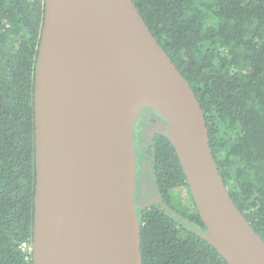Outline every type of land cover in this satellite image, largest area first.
Wrapping results in <instances>:
<instances>
[{"label": "water", "instance_id": "obj_1", "mask_svg": "<svg viewBox=\"0 0 264 264\" xmlns=\"http://www.w3.org/2000/svg\"><path fill=\"white\" fill-rule=\"evenodd\" d=\"M165 118L205 238L227 264H264V241L225 187L204 113L132 0H44L34 71L32 264H141L133 124Z\"/></svg>", "mask_w": 264, "mask_h": 264}, {"label": "trees", "instance_id": "obj_2", "mask_svg": "<svg viewBox=\"0 0 264 264\" xmlns=\"http://www.w3.org/2000/svg\"><path fill=\"white\" fill-rule=\"evenodd\" d=\"M132 1L193 90L221 179L264 241V0ZM43 16L44 0H0V264H32L21 246L31 244L34 219L33 93ZM164 122L149 107L133 133L140 158L148 153L158 199L136 210L141 264H227L204 237L193 200L192 211L179 206L176 191H190Z\"/></svg>", "mask_w": 264, "mask_h": 264}, {"label": "rangeland", "instance_id": "obj_3", "mask_svg": "<svg viewBox=\"0 0 264 264\" xmlns=\"http://www.w3.org/2000/svg\"><path fill=\"white\" fill-rule=\"evenodd\" d=\"M148 108H149L148 105H141L136 110V115H135L134 124H133V130L137 126L136 122H137L139 114H141L144 111H147ZM151 137H152V133L150 132L148 134V138H151ZM134 145H135V143H134ZM148 160L149 159H148V156H147L146 159L144 160L142 166H141L140 165L141 164V159H137L136 158V150H135V169L136 168H138V169L140 168L141 169V167H143V169H146L147 167L149 168ZM143 174H144V176H143V179L141 181V183H142L141 185L144 188V193H143V195L141 197L142 199L138 202V205L140 207L143 206V204H150V203L157 202V198H156V196L154 194L153 189L151 188V186H152L151 183L152 182L150 180V177L148 176L149 174L147 172L146 173L144 172ZM134 187H135V184H134ZM176 195H177V198H178V203H179L180 208H185V210H187V211H192L193 210L194 207L191 205L192 197H191V195L189 194V192L187 191L186 188L178 189L176 191ZM134 204H135V210H137V204L135 203V199H134Z\"/></svg>", "mask_w": 264, "mask_h": 264}, {"label": "flooded vegetation", "instance_id": "obj_4", "mask_svg": "<svg viewBox=\"0 0 264 264\" xmlns=\"http://www.w3.org/2000/svg\"><path fill=\"white\" fill-rule=\"evenodd\" d=\"M163 128H165V122H164V125L162 126ZM136 128L137 129H140V126L139 125H137L136 126ZM133 131H135V129L133 130ZM159 131V129H158V127L157 126H155V127H153V128H149V130L148 131H146V135H147V138H148V134L151 132L152 133V137L151 138H148L149 140H151L152 138H153V135L156 133V132H158ZM134 133V132H133ZM136 145H137V141H136V143H135ZM140 149V148H139ZM135 150H136V158L137 159H141V166H142V164H143V162H144V160L146 159V157L148 156V153H147V151H145L144 153H143V157H141L140 158V156H141V154L139 155V151H138V148L137 147H135ZM144 159V160H143ZM147 170H149L148 172H147ZM151 170H150V167L148 168H146V169H143V167H141V169L139 168H136L135 169V187H134V199H135V203L137 204V210L138 209H140V208H145V207H147L149 204H143V206H139L138 205V202L142 199L141 197H142V195H143V193H144V188H143V186L141 185L142 183H141V181H142V179H143V176H144V172L146 173H151L150 172ZM151 180V179H150ZM152 182V181H151ZM152 184V186H151V188L153 189V191H154V194H155V196H156V198H157V195H156V193H155V190H154V186H153V183H151ZM140 198V199H139ZM157 202H158V199H157ZM157 202H154V203H157ZM150 204H152V203H150Z\"/></svg>", "mask_w": 264, "mask_h": 264}, {"label": "bare ground", "instance_id": "obj_5", "mask_svg": "<svg viewBox=\"0 0 264 264\" xmlns=\"http://www.w3.org/2000/svg\"><path fill=\"white\" fill-rule=\"evenodd\" d=\"M127 100L130 107H138L147 101V97L145 96V93L140 89L131 87L127 91Z\"/></svg>", "mask_w": 264, "mask_h": 264}, {"label": "built area", "instance_id": "obj_6", "mask_svg": "<svg viewBox=\"0 0 264 264\" xmlns=\"http://www.w3.org/2000/svg\"><path fill=\"white\" fill-rule=\"evenodd\" d=\"M22 249L25 251V252H31V244L28 245L27 243L25 244H22Z\"/></svg>", "mask_w": 264, "mask_h": 264}]
</instances>
